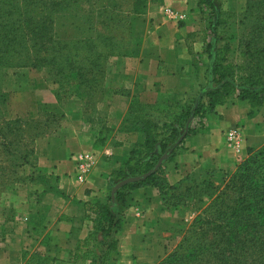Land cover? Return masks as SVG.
Wrapping results in <instances>:
<instances>
[{
  "label": "trees",
  "instance_id": "1",
  "mask_svg": "<svg viewBox=\"0 0 264 264\" xmlns=\"http://www.w3.org/2000/svg\"><path fill=\"white\" fill-rule=\"evenodd\" d=\"M149 1L94 0V11L88 15L83 7L87 0H0V138L4 141L0 146L6 144L5 150L16 154H11L16 167L18 164L19 167L32 164L34 170L49 174L37 165L35 142L46 137V132H54L63 116L44 111L39 113L38 120L18 118L4 121L1 113L5 96L1 91L3 71L22 68L52 73L56 87L53 94L59 104L82 102L84 120L92 124L98 122L102 127L103 118L98 115L97 105L108 92L104 87L108 73L106 62L112 55L122 57L120 50L123 52L125 47L127 50V46L122 48L110 27H105L109 34L94 31V35L87 37L82 34L83 28L71 25L70 29L76 33L58 37V17L76 15L85 19L87 16L83 25H88V30L94 29L93 25L106 26L114 21L122 28V15L125 24L131 15H145ZM194 1L201 14L209 13L215 18L209 25L214 34L217 27L227 25L233 16V13L217 8V0ZM79 31L80 35H77ZM194 39V33L187 35V40ZM201 41L206 44L202 55L209 60V66L207 81L203 86L199 84L197 95H188L183 103L160 101L150 105L133 97L126 119L137 124L145 135V142L134 145L125 167L114 171L112 177L120 182L146 175L166 158L155 173L120 189L114 202L108 192L105 198L82 204L93 229L78 244L74 254L76 261L115 264L120 253L119 237L126 226L122 210L133 192L152 187L159 192L163 206L170 212L189 211L190 206L204 205L205 199H210V204L194 218L180 245L157 264H264V146L257 151L250 150L249 157L230 174L224 191L214 199L209 193L212 177L208 171L198 180V177L194 179L189 175L177 185H171L167 179V166L174 163L183 150L185 138L203 131L204 120L216 115L218 107L231 100L246 103L252 112L264 107L263 79L242 76V68L230 61L232 49L229 45L218 47L207 42V37H202ZM188 53H194L191 45H188ZM197 119L200 123L195 127ZM52 123L56 125L50 129ZM100 134L96 141L98 147L105 145L112 130L103 126ZM183 135L185 138L178 143ZM22 136L30 142L23 152L18 153L11 148L15 141L10 143L7 139ZM49 176L54 183L43 177V192L68 199L58 188L59 178ZM3 184L1 182L0 187ZM47 245L48 241L44 243ZM22 261L24 264H55L54 258L38 251H23Z\"/></svg>",
  "mask_w": 264,
  "mask_h": 264
},
{
  "label": "crops",
  "instance_id": "2",
  "mask_svg": "<svg viewBox=\"0 0 264 264\" xmlns=\"http://www.w3.org/2000/svg\"><path fill=\"white\" fill-rule=\"evenodd\" d=\"M160 5L183 11L193 8L195 3L189 0H162ZM152 24L153 30L144 35L140 52L119 59L107 73L104 87L108 92L98 103L97 111L103 118L102 127L111 129L112 134L102 147L96 145L102 127L98 122L92 124L84 120L82 102L70 101L64 106L59 104L53 94V74L52 85L49 86L45 80L34 84L29 80L33 74L22 70L24 73L17 81H21V84H17L15 89L18 95L30 97L28 103L36 105L38 109L41 107L45 112L63 116L52 134L36 140L35 155L39 168L59 178L58 188L68 199L44 193L42 184L38 191L41 196L39 203L31 201L30 194L26 197L25 192L22 197L24 205L14 204L17 211L27 215L31 222L38 223L48 217L52 222L47 224L46 230L37 226L35 232L19 231L8 243L0 242V259L3 262H9L14 254L18 256L21 251L29 250L54 258L55 264L87 263L74 259L78 244L93 229V223L86 217L82 204L105 198L119 183L112 173L125 167L134 145H143L145 142V135L137 124L126 119L131 104L130 93L139 87L140 102L154 104L172 99L185 100L191 86V62L186 43H176L177 24L165 17H156ZM248 110L231 104L218 107L216 115L204 120L203 131L185 138L183 150L178 153L174 163L167 166L168 182L177 185L197 172L233 171L247 147H260L264 143V117L261 112L255 117L248 116ZM194 126L198 127V124ZM237 126L245 136L246 144V148L240 151L227 141L228 133ZM80 156H89L91 159L90 170L83 177H80L79 171ZM26 189L27 193L31 192L29 187ZM128 203L133 206L132 210L142 212L143 218L131 216L128 219V232L123 238L122 235L119 237V264H146V258L138 255L125 256V262L122 259V241L125 244L129 238L133 244L146 240V246H151L154 241L159 243L165 240L164 233L172 224H187L191 219L187 209L168 211L163 206L159 192L152 187L133 192ZM43 232L48 236L47 246L40 243ZM148 238L153 241L150 242ZM163 249L165 251V245Z\"/></svg>",
  "mask_w": 264,
  "mask_h": 264
},
{
  "label": "rangeland",
  "instance_id": "3",
  "mask_svg": "<svg viewBox=\"0 0 264 264\" xmlns=\"http://www.w3.org/2000/svg\"><path fill=\"white\" fill-rule=\"evenodd\" d=\"M149 2V7L145 15H131L126 24L124 23L125 19L122 15V28L119 27L114 21L113 24L111 22L106 23V26H103L101 24L97 26L93 25L95 30H88V25H83V23L88 20L87 16L85 17V19H82V16L60 15L58 17L56 27L57 36L63 37L64 35H71L76 33L74 32V30L70 29L71 25H76L83 28L82 34L86 35L87 37L90 35H94V31L109 34V31L107 32L105 30V27H110L112 29V33L119 39L120 43L122 44V48L127 46V50L125 49L126 47L123 49V52H121L120 50V55L122 54V57L116 55L110 56V58L106 62V67L109 71L111 67L118 62L119 59L129 56L132 57L131 54L135 51L140 52L143 47L144 35L153 30L152 28L154 25L152 24V21L156 17H165L177 24L175 38L176 43H178L179 41L185 42L187 52L188 45H191L193 47L194 53L192 55H190L189 53L187 54L191 62L190 77L191 85L193 86H190V88L186 92L187 97L188 95L190 97L191 95H197L200 91L199 84L202 83L203 86L207 81V68L209 66V60L206 56L202 55L206 48V44L201 41L202 37H207V42L214 43L218 47L229 45L232 49V52L230 54V61L236 66L242 68L241 75L258 76L264 81V0H217V8L222 9L226 12L233 13V16L230 18L227 25L217 27L216 34H214L213 31H211L209 28L210 22L213 23L215 21V18L211 17L209 13H206L205 15L201 14L197 9L196 1H194L195 6L193 8H188L183 11H178L172 7H161L160 0H151ZM83 7L85 14L89 15L93 13L94 0H87V2L83 4ZM80 33L81 31H79V34L77 35H80ZM138 33H141L142 35H138ZM190 33L195 34L194 40H187V35ZM197 48L199 49L198 52H196ZM99 50L101 51V49ZM22 70H27L29 74H33V76L29 78V80H31L34 84L38 83L39 81L45 80V82L48 83L49 86L52 85V73L37 72L34 70L22 68H8L3 71L1 91L5 94V96L2 101L3 104L1 113L3 114L4 121L18 118L38 120L40 119L39 113L44 112L41 107L40 109H38L36 105H30L28 103V98L29 100H31L30 97L19 96L18 91L15 90L16 85L21 84V81L20 83H17V81L19 80V76L21 75V73H24ZM42 73L45 75H41ZM41 76H43V78ZM6 82L9 85H6ZM139 90L140 88L138 87L135 89L134 93H130L131 101H133V97H137L139 99ZM187 97L185 98V100H187ZM185 100L172 99L162 102L168 103L173 101H181L183 103ZM227 104H231L232 106L239 105L241 106V108H249L246 103H241L237 100H231ZM146 111L147 110H145L144 112ZM258 112H261L264 117V107L254 110L253 112L250 111V109L247 111L248 116L254 117L258 115ZM41 121H44V118H41ZM1 123L2 122L0 121V127ZM262 124H264V120L262 121ZM55 125L56 124L52 123L50 125V129H53ZM238 127L239 126H237V128ZM52 133L53 132H46V135ZM20 138L14 139L12 137H8L7 139V141H9L10 143L11 141H15V144L11 146V148L18 153L23 152L24 147L30 142L28 141L29 139H27L26 136L21 139ZM3 142L4 141L0 138V144ZM5 146H0V183H5L0 187L1 243H8V241L12 239V236L16 234V232H22L23 230H25L27 233H31L37 231V227H34L33 225L46 230L48 228L47 224H51L52 222V220H50L51 218L49 219L48 217V219L42 220L41 224L39 225L37 222L29 221L27 219V215H25L24 213L17 211V208L14 206V204L23 203L24 205L22 197L25 195V192L26 197H28V195L30 194L29 198L31 199V201H33L34 203H39V201L41 200V196L38 194V191L41 190V180L43 177H47V179L50 180V174H44L37 170H34L31 167L32 164L22 165L21 167H19L20 164H18V166L16 167V160L11 155L15 153L11 152L10 150L6 151ZM263 146L264 143L258 148L247 147L246 152L237 163V166L241 165L249 157L250 150L257 151ZM31 148L32 147H30L29 149ZM242 148H246L244 135ZM30 160H32V158ZM237 166L233 171H204L212 177V188L209 192L212 195V199H214L220 192L224 191L225 184H227L230 179V174L236 171ZM204 172L192 173L190 174V176H192L191 178L194 179L195 177H198V180L200 179V176H204ZM52 183L54 182L51 181V184ZM26 187H29V191L31 192L27 193ZM209 204L210 199L206 198L204 205L197 204L194 206H190V222L187 224H172L164 233L163 239L167 240V242L165 240L159 243L154 241L151 246H146V240H143L142 243L135 241L136 243L133 244L132 242H129V238L127 239L125 244L122 241V259L126 262L125 256L138 255L139 257L146 258V264H157L167 254L172 252L175 248H177L178 245H180L181 241L186 235V231L190 228L194 218L198 214H200ZM132 207L133 206H131V204H129L127 200L126 207L122 210V213L126 218V226L124 229V233L122 234V238L124 237L125 233L128 232V219L131 216L137 219L143 218L142 212H137L136 209L132 210ZM44 232L40 240V243L42 245H44V243L48 241V236ZM148 239L150 242L153 241L152 238ZM163 245H165V251L163 249ZM23 251H21L18 256L14 254L12 256V259H9V262L6 260L5 263L0 259V264H24L22 261ZM157 254L161 255H158V257ZM134 259L136 260L137 258H135L134 256ZM119 261L120 259H117V262L115 264H119ZM85 264L89 263L87 262Z\"/></svg>",
  "mask_w": 264,
  "mask_h": 264
},
{
  "label": "built area",
  "instance_id": "4",
  "mask_svg": "<svg viewBox=\"0 0 264 264\" xmlns=\"http://www.w3.org/2000/svg\"><path fill=\"white\" fill-rule=\"evenodd\" d=\"M196 123L199 124L200 119H197ZM227 136H228V139H227L228 144L231 147L235 148L237 151H240L242 149V142H243V135H242L241 129L236 128L234 130H231ZM79 159L81 161V165H80V169H79L80 177H83L90 170L91 159L89 156H80Z\"/></svg>",
  "mask_w": 264,
  "mask_h": 264
},
{
  "label": "water",
  "instance_id": "5",
  "mask_svg": "<svg viewBox=\"0 0 264 264\" xmlns=\"http://www.w3.org/2000/svg\"><path fill=\"white\" fill-rule=\"evenodd\" d=\"M186 135H183V137L178 141V143H180ZM166 157H164L163 159H161V161L158 163V165L154 168V170H152L150 173L146 174V175H142V176H136V177H130L127 178L125 180L120 181L119 183H117L114 188L111 191V197L113 202L115 201V196L117 194V192L122 189L124 186L128 185V184H133V183H137L140 182L142 180H144L146 177L150 176L151 174L155 173L162 165L164 159Z\"/></svg>",
  "mask_w": 264,
  "mask_h": 264
}]
</instances>
